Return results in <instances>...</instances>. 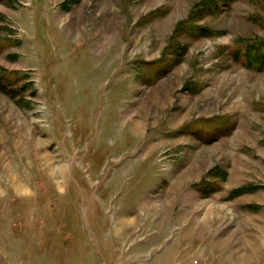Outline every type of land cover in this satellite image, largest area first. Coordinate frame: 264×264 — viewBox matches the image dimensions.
<instances>
[{
  "label": "rangeland",
  "instance_id": "374dc122",
  "mask_svg": "<svg viewBox=\"0 0 264 264\" xmlns=\"http://www.w3.org/2000/svg\"><path fill=\"white\" fill-rule=\"evenodd\" d=\"M0 264H264V0H0Z\"/></svg>",
  "mask_w": 264,
  "mask_h": 264
},
{
  "label": "bare ground",
  "instance_id": "6f19581e",
  "mask_svg": "<svg viewBox=\"0 0 264 264\" xmlns=\"http://www.w3.org/2000/svg\"><path fill=\"white\" fill-rule=\"evenodd\" d=\"M187 113H188V111L186 112V113H184V114H181L178 118H177V120L176 121H180V120H185L186 119V117H187ZM144 125H145V122L143 121V120H137V119H134V120H132V131L134 132V133H137V135H141V133H142V131H143V128H144ZM146 134V133H145ZM59 172V171H58ZM153 206V205H152ZM149 209V208H148ZM127 223H126V225L127 224H129V221L130 220H125ZM126 225H125V227H126ZM166 228V227H165ZM222 243V242H221Z\"/></svg>",
  "mask_w": 264,
  "mask_h": 264
}]
</instances>
